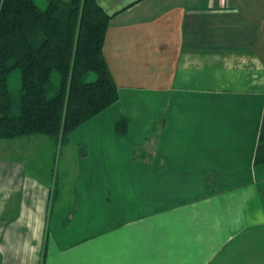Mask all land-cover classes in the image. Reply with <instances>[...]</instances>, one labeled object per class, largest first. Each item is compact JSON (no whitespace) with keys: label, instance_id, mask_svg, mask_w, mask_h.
I'll return each mask as SVG.
<instances>
[{"label":"crops","instance_id":"obj_1","mask_svg":"<svg viewBox=\"0 0 264 264\" xmlns=\"http://www.w3.org/2000/svg\"><path fill=\"white\" fill-rule=\"evenodd\" d=\"M95 1L118 98L59 180L0 139V264H264V0Z\"/></svg>","mask_w":264,"mask_h":264},{"label":"trees","instance_id":"obj_2","mask_svg":"<svg viewBox=\"0 0 264 264\" xmlns=\"http://www.w3.org/2000/svg\"><path fill=\"white\" fill-rule=\"evenodd\" d=\"M44 1L41 7L35 0H0V139L43 135L56 152L111 106L118 90L102 50L110 16L95 0ZM127 128L126 117L115 120L116 135ZM76 146L78 157L86 156V146Z\"/></svg>","mask_w":264,"mask_h":264},{"label":"rangeland","instance_id":"obj_3","mask_svg":"<svg viewBox=\"0 0 264 264\" xmlns=\"http://www.w3.org/2000/svg\"><path fill=\"white\" fill-rule=\"evenodd\" d=\"M36 3L43 7L45 5V1L44 0H35ZM95 77L94 74H91L88 78V80H93ZM53 81L55 82V84H57L58 82V74L54 73L53 75ZM9 84H10V88L11 90L15 93L16 89L18 88L19 85V72L18 71H14L12 73V75L9 78ZM66 143L59 146L57 145L56 147V152H55V157H54V161H53V178L59 180V178H61V176L64 174V171L66 170V163H65V151H66Z\"/></svg>","mask_w":264,"mask_h":264}]
</instances>
